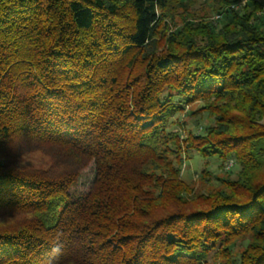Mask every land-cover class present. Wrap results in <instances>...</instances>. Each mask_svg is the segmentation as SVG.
<instances>
[{
    "label": "trees",
    "instance_id": "16d2710c",
    "mask_svg": "<svg viewBox=\"0 0 264 264\" xmlns=\"http://www.w3.org/2000/svg\"><path fill=\"white\" fill-rule=\"evenodd\" d=\"M170 1L0 0V264H264V4L161 47Z\"/></svg>",
    "mask_w": 264,
    "mask_h": 264
},
{
    "label": "rangeland",
    "instance_id": "374dc122",
    "mask_svg": "<svg viewBox=\"0 0 264 264\" xmlns=\"http://www.w3.org/2000/svg\"><path fill=\"white\" fill-rule=\"evenodd\" d=\"M258 1L264 4V0ZM217 2L220 4L222 3V0H171L170 2H168L169 6L163 11L165 13L162 16L160 24L161 27L159 29L160 34H158L157 36V44L161 47H164L168 41L167 36L169 35V33H177L183 28H189L205 21H219L221 18L216 13L215 9V6L218 4ZM246 2L247 0H238L236 1V3L232 4V6L235 7V9H239L242 8V6L246 4ZM217 24H219V22ZM197 104L200 103L197 102ZM193 107L195 106L193 105ZM201 116H203V124H207V118L205 117V115H191L189 116V118H184L186 121V127L193 129V121ZM179 117H182V115H180ZM259 123L264 125V119ZM2 155L3 153H0V161L4 162L6 161V159L1 158ZM187 155L182 165V179L187 182L192 181V184L196 187L197 192L207 190L211 185L212 178L210 179V182L204 183H202V181L199 179L198 174L200 173L202 168L206 167L214 172L215 175L222 177L227 176V174H229L228 171H230V174H232V176L234 177L235 174L238 173L240 168L239 164L233 159L229 160L228 162L226 161L225 163H223V165L220 166V160L211 157L208 164L206 165L203 162L204 160H202L198 155L193 158H189ZM13 162L15 164L14 166L20 169H26L28 167L29 169L46 168L50 163L49 157L43 154V152L35 151L29 153L27 152V150L25 152H22V154L18 156ZM230 162H233L232 165H230ZM61 165L62 164H60L58 167H60ZM93 176L94 171L93 165L91 164L89 165V167L84 169L80 178L78 179L77 184L70 189V194L73 198H77L80 194L85 193L89 189L93 180ZM2 223H5V220H0V224ZM241 244V241L239 243H236V250L241 249V247H239L241 246Z\"/></svg>",
    "mask_w": 264,
    "mask_h": 264
}]
</instances>
